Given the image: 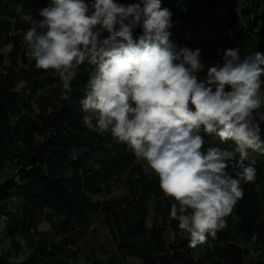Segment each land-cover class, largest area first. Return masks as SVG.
<instances>
[{
    "label": "trees",
    "instance_id": "16d2710c",
    "mask_svg": "<svg viewBox=\"0 0 264 264\" xmlns=\"http://www.w3.org/2000/svg\"><path fill=\"white\" fill-rule=\"evenodd\" d=\"M47 3L0 0V225L10 242L0 264H74L81 257L91 264H264V153L226 226L191 246L147 163L110 134L82 125L80 100L92 66H80L63 101L55 70L38 69L26 56V17H38ZM162 6L173 12L174 38L200 47L206 65L222 55L218 48L239 47L241 57L264 51V0H163ZM213 145L236 147L206 135L204 148ZM44 222L50 230H40ZM99 227L106 241L88 244ZM22 242L30 254L19 261Z\"/></svg>",
    "mask_w": 264,
    "mask_h": 264
},
{
    "label": "clouds",
    "instance_id": "9594fccd",
    "mask_svg": "<svg viewBox=\"0 0 264 264\" xmlns=\"http://www.w3.org/2000/svg\"><path fill=\"white\" fill-rule=\"evenodd\" d=\"M162 5L48 0L38 17H26L25 54L38 69L55 70L63 101L80 66H92L82 125L147 163L195 247L226 226L244 185L257 179L249 150L264 153V51L241 57L239 47L218 48L222 55L206 65L200 47L174 38L173 12ZM206 135L234 142L235 151L205 149Z\"/></svg>",
    "mask_w": 264,
    "mask_h": 264
},
{
    "label": "rangeland",
    "instance_id": "374dc122",
    "mask_svg": "<svg viewBox=\"0 0 264 264\" xmlns=\"http://www.w3.org/2000/svg\"><path fill=\"white\" fill-rule=\"evenodd\" d=\"M262 97H264V88H262V92H261ZM252 153V157L254 159H259L260 155L262 153H257V152H253ZM149 172H152V170L149 168V166H146ZM152 208V207H150ZM51 229V225L48 222H44L40 225V230H50ZM173 233L171 231V229L169 228L168 230V237H172ZM106 241V231L105 229L99 227L98 232H96V236L95 237H91L90 240L88 241V244H91L92 242H96V243H100V242H105ZM23 244V250L21 252V255L18 257L19 261H23L29 254L30 251L28 249V247H26L24 245V242H22ZM10 249V242L8 239L5 238V224L2 222V225H0V255H2L5 251ZM138 264H142L141 261H137ZM74 264H91L87 261V259L85 257H81L79 258Z\"/></svg>",
    "mask_w": 264,
    "mask_h": 264
}]
</instances>
